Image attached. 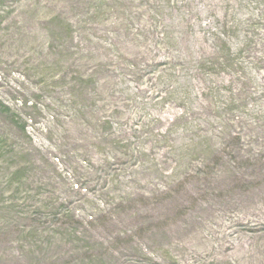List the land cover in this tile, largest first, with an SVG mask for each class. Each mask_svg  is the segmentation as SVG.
Segmentation results:
<instances>
[{
  "label": "rangeland",
  "instance_id": "374dc122",
  "mask_svg": "<svg viewBox=\"0 0 264 264\" xmlns=\"http://www.w3.org/2000/svg\"><path fill=\"white\" fill-rule=\"evenodd\" d=\"M0 264H264V0H0Z\"/></svg>",
  "mask_w": 264,
  "mask_h": 264
}]
</instances>
